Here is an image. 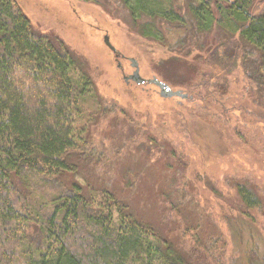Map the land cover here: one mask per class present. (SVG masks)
Instances as JSON below:
<instances>
[{"label": "trees", "instance_id": "16d2710c", "mask_svg": "<svg viewBox=\"0 0 264 264\" xmlns=\"http://www.w3.org/2000/svg\"><path fill=\"white\" fill-rule=\"evenodd\" d=\"M115 1L133 31L169 53L156 66L163 78L183 62L195 74L213 65L264 92V0ZM97 99L83 59L17 0H0V264H194L111 191L61 180L87 149ZM235 189L264 215L252 186Z\"/></svg>", "mask_w": 264, "mask_h": 264}, {"label": "rangeland", "instance_id": "374dc122", "mask_svg": "<svg viewBox=\"0 0 264 264\" xmlns=\"http://www.w3.org/2000/svg\"><path fill=\"white\" fill-rule=\"evenodd\" d=\"M101 1L17 0L37 30L83 59L100 102L89 104L88 146L72 160L77 171L61 180L111 191L194 264H264L263 212L245 209L235 189L252 186L264 205V92L240 70L213 65H198L195 74L183 62L179 76L163 78L156 66L169 53L133 31L115 0ZM129 57L141 76L189 97L163 98L153 84L126 83Z\"/></svg>", "mask_w": 264, "mask_h": 264}, {"label": "water", "instance_id": "95a60500", "mask_svg": "<svg viewBox=\"0 0 264 264\" xmlns=\"http://www.w3.org/2000/svg\"><path fill=\"white\" fill-rule=\"evenodd\" d=\"M103 42L114 54L118 55L116 48L111 44L109 36L107 34L103 36ZM129 61L130 66L133 67V71L128 75H123V80L126 83H128L130 80L135 82L136 84H153L158 87L159 95L163 98L180 97L181 99H186L187 97H189L188 94L182 89H173L166 82L162 81L161 79L155 76L151 78H145L141 76L139 73V65L137 60L133 57H129ZM118 66H120L119 62Z\"/></svg>", "mask_w": 264, "mask_h": 264}, {"label": "flooded vegetation", "instance_id": "af4514ba", "mask_svg": "<svg viewBox=\"0 0 264 264\" xmlns=\"http://www.w3.org/2000/svg\"><path fill=\"white\" fill-rule=\"evenodd\" d=\"M120 66H121V64H120ZM128 75V74H127ZM129 82H130V80H129Z\"/></svg>", "mask_w": 264, "mask_h": 264}]
</instances>
